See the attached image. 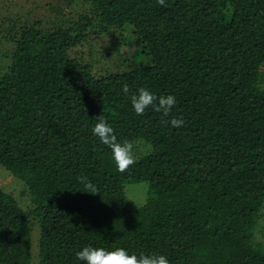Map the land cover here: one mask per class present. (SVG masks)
I'll return each instance as SVG.
<instances>
[{
	"label": "trees",
	"instance_id": "trees-1",
	"mask_svg": "<svg viewBox=\"0 0 264 264\" xmlns=\"http://www.w3.org/2000/svg\"><path fill=\"white\" fill-rule=\"evenodd\" d=\"M73 2L78 17L51 29L29 10L8 26L0 17V164L28 197L23 207L0 186V264H82L88 245L170 264H264L253 239L264 215V0ZM103 39L116 69L96 68ZM141 87L175 95L172 113L137 116ZM101 116L148 147L123 173L91 131ZM80 177L96 192L79 191ZM142 184L145 200L130 206L127 187Z\"/></svg>",
	"mask_w": 264,
	"mask_h": 264
},
{
	"label": "clouds",
	"instance_id": "clouds-1",
	"mask_svg": "<svg viewBox=\"0 0 264 264\" xmlns=\"http://www.w3.org/2000/svg\"><path fill=\"white\" fill-rule=\"evenodd\" d=\"M157 3L160 6H166V0H157ZM123 91L125 93L129 91L127 85H124ZM131 104L137 116H143L146 109L151 106L155 111L161 112L164 117H168L177 104V98L173 94L157 96L150 89L141 87L132 95ZM170 123L173 127H179L183 125V120L174 118ZM91 131L102 145L110 149L111 158L118 171L123 173L130 165L136 163L134 154L135 142L119 139L114 128L102 116L96 120ZM80 182L84 185V188L79 191L86 193L96 192V186L88 181L86 177H80ZM76 259L82 264H170L169 258L163 254H145L143 252L136 254L129 253L123 247L108 249L91 245L77 251Z\"/></svg>",
	"mask_w": 264,
	"mask_h": 264
},
{
	"label": "rangeland",
	"instance_id": "rangeland-1",
	"mask_svg": "<svg viewBox=\"0 0 264 264\" xmlns=\"http://www.w3.org/2000/svg\"><path fill=\"white\" fill-rule=\"evenodd\" d=\"M9 2V3H8ZM33 5L30 6V3ZM74 3V2H73ZM69 4L68 0H29L28 4H25V0H0V17L4 18L6 23L7 20L12 19L16 14H22L26 10H29L30 19L42 20V26L47 29L57 27L62 22V19L71 18L76 19L78 14L82 11L80 5ZM8 4V5H7ZM75 6V7H74ZM8 26V23L7 25ZM135 45H131L129 50L123 52L125 59L131 58L130 52L135 49ZM110 45L107 44L106 39L96 42V47L93 50V55L100 60L101 63L96 67L97 70H112L116 69V64L113 65L117 54L114 51L108 50ZM6 49L4 41L0 40V53ZM84 50H87L85 47ZM105 52V53H104ZM98 56V57H97ZM121 58L123 56H120ZM88 54L85 55V59H88ZM1 59V57H0ZM111 59L113 61H111ZM0 63L5 64L6 60H1ZM101 72V71H99ZM261 76L264 77V67L262 68ZM148 150L145 144H138L134 149L135 158L139 154H143ZM0 186L6 191L13 193L21 206L25 207L28 203V197L22 192L25 189L24 182L12 175L4 166L0 164ZM145 185H129L127 187L128 203L130 206H136L143 203L146 197ZM264 212V208L262 209ZM39 231L36 226V237H38ZM37 238H34L36 242ZM254 241L257 248L264 250V215L258 220L254 230ZM36 247V244L34 248Z\"/></svg>",
	"mask_w": 264,
	"mask_h": 264
}]
</instances>
